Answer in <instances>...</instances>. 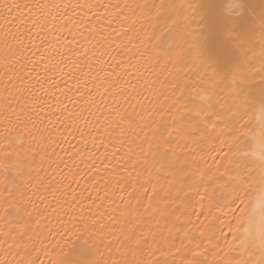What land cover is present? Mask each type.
I'll list each match as a JSON object with an SVG mask.
<instances>
[{
	"label": "snow or ice",
	"instance_id": "obj_1",
	"mask_svg": "<svg viewBox=\"0 0 264 264\" xmlns=\"http://www.w3.org/2000/svg\"><path fill=\"white\" fill-rule=\"evenodd\" d=\"M35 7L41 11L31 16L23 6L28 16L18 17L23 23L14 30L0 22V65L9 84L8 66H23L28 32H43L84 6ZM99 7L105 15L95 13L97 19L118 25L116 56L109 54L116 51L113 33L103 25L89 31V22L87 38L79 32L76 40L57 35L61 26L53 23L48 31L70 51L49 57L62 63L43 75L63 76L77 56L68 71L82 97L77 103L100 112L96 98L113 102L89 125V136L103 133L117 151L106 150L99 161L71 157L91 163L93 190L102 185L103 198L81 199L72 189L79 172L55 154L58 130L45 119V96L28 123L21 115L13 125L0 112V264H264V0Z\"/></svg>",
	"mask_w": 264,
	"mask_h": 264
},
{
	"label": "bare ground",
	"instance_id": "obj_2",
	"mask_svg": "<svg viewBox=\"0 0 264 264\" xmlns=\"http://www.w3.org/2000/svg\"><path fill=\"white\" fill-rule=\"evenodd\" d=\"M61 2L73 5L80 4L84 7L83 9H77L76 13H72L69 10L67 18L57 19L52 23H48V28L43 32L32 29L31 24L27 25V28L32 29V31L28 32V39L24 41L27 51L23 53V60L21 61L23 66L17 67L15 64L8 66L12 69L9 76V80L12 81L11 84H9L8 80L3 79V66L0 65V112L6 113L10 123L13 125L21 122V115H23V122L28 123L37 118L35 109L40 105L35 103V101L38 99L43 101L44 97L41 95L45 96L48 100V105H46L47 110L44 114L45 119L50 120L58 130L53 134L55 154L60 160L65 161L73 172H79V175L76 177L77 183L72 184V189L75 190L76 194L81 196V199L86 198L88 195H92L93 199H96L97 193L103 198L102 185L96 186V190H93L96 181L92 177L97 175L95 169L91 168V163H81L79 157H83L85 161H92L93 158L99 161L105 158L106 150L107 153L117 151L103 133L100 134L99 139H95V134L92 137L89 136L92 127L96 126V117L106 114V105L110 107L113 102L106 97L103 102H101V99L96 98V105L101 109L100 112L96 111L95 105L89 107L88 105L77 103L82 97L76 91V85L72 83V77L68 74V71H72V61H76L78 59L77 56H72L71 61H68V71H65L63 76H61L60 72H53L49 75H43V72L47 66L59 67L60 63H62L59 62V57L53 60L49 59V57L55 55L57 50L60 52L70 51L64 41L57 43L52 32L48 31V29L53 28V23L61 26L57 35L62 34L67 39H71L73 35H76V40L80 39L79 32H84L85 38H87L89 32L85 31V27L89 22L91 23L89 31H100L101 29L98 28V25H103V32L107 33L111 31L113 33V38L116 41L114 45L116 51L109 54L115 57L116 53L120 51L119 41L122 39L120 33L115 31L118 25L112 19H97L95 13H100L101 16H104L105 13L101 11L100 5H116L124 2V0H0V22L7 19L8 24H11V29L14 30L23 23V21H17V18L28 16V9H23L24 5L27 4L31 9V16H36L41 11L35 7L36 4ZM4 5L9 6L7 10ZM17 6H20L22 11H17ZM89 11L93 12V14L88 15ZM109 11L111 12L112 10ZM51 12L60 16L64 14L63 9L53 8ZM9 14H11L10 18ZM67 19H72V24L64 28L62 26L67 23ZM14 21L16 22L14 23ZM3 26L7 27V25ZM69 29H74V31L70 33ZM21 31H25V29H21ZM101 38L97 37V39ZM3 39V33L0 32V44H2ZM21 39L23 40V37ZM95 43L96 41L94 40L93 44ZM72 47L75 48L77 53L80 52V46L75 41H73ZM97 47L99 48L100 46L97 45ZM40 56L44 57V62L40 60ZM79 59L83 60L82 53H80ZM29 60L32 63H29ZM65 60H67V57H65ZM33 63L35 64V69L31 74L25 72L24 67L27 66L32 70ZM114 66L115 64H113ZM84 71L87 72L88 70L84 69ZM36 73H42L38 77L39 83H33L37 78ZM76 75L78 77L79 72ZM101 78H103V74H101ZM45 80H47V83H45ZM41 85H43L42 88ZM102 95L103 93H101ZM65 107L69 109L66 115L63 112V108ZM57 109H60L59 115ZM78 109L79 111H77ZM72 113H76V116L70 118L69 115ZM89 125L92 127H89ZM81 132L84 133L83 136ZM76 153H79V157L72 160L71 157ZM107 158L113 165L115 164V160H113L111 155H108ZM119 159L120 157L117 156L116 160ZM127 159V156H125L123 162H126ZM56 162L58 163L59 160ZM61 171H64V169L61 168ZM97 179H99V176H97ZM88 181H91V183Z\"/></svg>",
	"mask_w": 264,
	"mask_h": 264
}]
</instances>
